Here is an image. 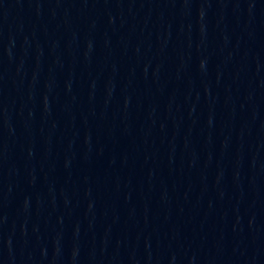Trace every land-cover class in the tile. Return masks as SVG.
<instances>
[{
    "label": "water",
    "instance_id": "95a60500",
    "mask_svg": "<svg viewBox=\"0 0 264 264\" xmlns=\"http://www.w3.org/2000/svg\"><path fill=\"white\" fill-rule=\"evenodd\" d=\"M0 264H264V0H0Z\"/></svg>",
    "mask_w": 264,
    "mask_h": 264
}]
</instances>
